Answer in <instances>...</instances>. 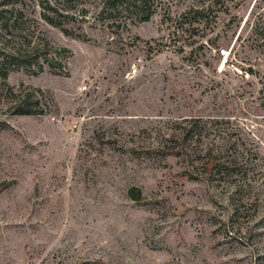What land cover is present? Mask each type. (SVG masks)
Listing matches in <instances>:
<instances>
[{
    "label": "rangeland",
    "instance_id": "1",
    "mask_svg": "<svg viewBox=\"0 0 264 264\" xmlns=\"http://www.w3.org/2000/svg\"><path fill=\"white\" fill-rule=\"evenodd\" d=\"M105 8L0 0V264H264V0ZM194 119L236 177L167 153Z\"/></svg>",
    "mask_w": 264,
    "mask_h": 264
},
{
    "label": "trees",
    "instance_id": "2",
    "mask_svg": "<svg viewBox=\"0 0 264 264\" xmlns=\"http://www.w3.org/2000/svg\"><path fill=\"white\" fill-rule=\"evenodd\" d=\"M114 0H106V8L110 5V2ZM144 3L141 8H143ZM200 12H197V15H200ZM149 19V15L145 18V20ZM52 22V21H49ZM67 33V32H66ZM6 78V75H4ZM15 114L16 115H23V116H31V115H39L41 114V100L35 96L27 95L23 98L19 99L17 105L15 106ZM199 120H192L188 122L187 125L183 126L180 125L179 137L178 142V149H168L167 153L170 155H175L177 157L184 158L185 162H188V171L187 176L190 179H202L206 181H218L224 180L226 178H232L233 176L236 177V173L240 170V167L244 166V157H239L237 155H228V151L221 150H213L209 148L204 155L203 153L200 154V158H202V163L197 164L194 159L192 151L189 150L188 141L190 138H194V136H202L204 130L206 131V127L198 126ZM204 129V130H203ZM173 135V139L176 138ZM201 140V138H198ZM217 151V152H216ZM131 197L134 201L141 200V193L137 192L136 190H131L130 192Z\"/></svg>",
    "mask_w": 264,
    "mask_h": 264
},
{
    "label": "built area",
    "instance_id": "3",
    "mask_svg": "<svg viewBox=\"0 0 264 264\" xmlns=\"http://www.w3.org/2000/svg\"><path fill=\"white\" fill-rule=\"evenodd\" d=\"M220 52H221L222 55L226 54V50L225 49H222Z\"/></svg>",
    "mask_w": 264,
    "mask_h": 264
}]
</instances>
